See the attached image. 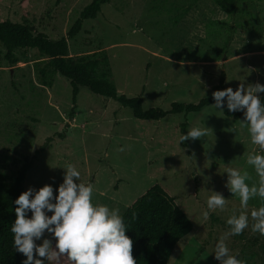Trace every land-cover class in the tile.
<instances>
[{
	"label": "rangeland",
	"instance_id": "374dc122",
	"mask_svg": "<svg viewBox=\"0 0 264 264\" xmlns=\"http://www.w3.org/2000/svg\"><path fill=\"white\" fill-rule=\"evenodd\" d=\"M90 2L0 0V20L28 25L56 41L67 38ZM234 26L238 29L231 34ZM68 45L71 56L105 50L120 94L142 96L145 110L169 111L175 102L212 96L222 77L225 88L234 91L242 83L264 84V0H245L235 18L211 0H112ZM6 54L0 44V163L22 157L33 161L25 191L50 184L53 177L55 188L62 182V168L71 163L81 173L80 182L94 185V202L119 208L122 215L161 184L193 225L168 264H219L215 244L228 232L229 216L241 211L249 213V228L229 235L225 243L246 264H264V236L251 230L250 217L264 201L252 199L242 209L239 197L224 187L226 166L247 170L249 184L258 179L246 164L248 153L258 146L239 121L208 107L189 117L185 134L205 125L213 131L180 144L182 115L139 121L130 109L87 88L80 89L72 112L68 79L57 74L51 88L41 85L37 51L17 50L16 64ZM207 190L222 193L227 201L205 220ZM49 264L71 261L61 256Z\"/></svg>",
	"mask_w": 264,
	"mask_h": 264
},
{
	"label": "clouds",
	"instance_id": "9594fccd",
	"mask_svg": "<svg viewBox=\"0 0 264 264\" xmlns=\"http://www.w3.org/2000/svg\"><path fill=\"white\" fill-rule=\"evenodd\" d=\"M203 94L205 92L203 91ZM264 84H240L234 91L231 87L212 92L218 112L225 108L229 113H242L241 128H247L252 145L258 150L249 152L246 164L258 178L249 184L247 170L227 167L224 187L238 196L242 209L248 208L252 199L264 201ZM213 131L210 127H191L181 134L179 143L201 140ZM235 132V129H233ZM123 150V149H121ZM62 182L55 188L52 183L39 189L29 187L13 202L16 205L15 220L11 224L13 247L25 259L21 264H49L61 256L71 264H137L133 258L132 239L119 208L94 202V185L80 182V171L71 163L63 168ZM209 179V178H208ZM211 195L202 212L206 220L213 210H223L227 199L223 194L207 190ZM251 230L264 236V204L250 213ZM228 232L220 237L214 248V259L219 264H246V261L230 254L225 243L229 235L236 236L249 228V213L241 211L226 220ZM54 241V244H53ZM39 242V243H37Z\"/></svg>",
	"mask_w": 264,
	"mask_h": 264
},
{
	"label": "trees",
	"instance_id": "16d2710c",
	"mask_svg": "<svg viewBox=\"0 0 264 264\" xmlns=\"http://www.w3.org/2000/svg\"><path fill=\"white\" fill-rule=\"evenodd\" d=\"M211 1L230 18H235L245 0ZM111 2L112 0H91L71 26L67 38L56 41L43 33H37L28 25L0 20V44L7 51L6 58L10 63L16 64L18 60L14 54L17 50L37 51L42 60L35 65L41 85L51 88L57 74L68 79L72 87V112L76 108L80 89L87 88L93 94L130 109L133 117L139 121L159 122L168 115H182L185 121L181 124V132L185 134L189 117L212 107V96L196 103L175 102L169 111L159 108L145 110L142 96L130 98L118 92L105 50L71 56L68 39L79 35L84 23L95 20L102 7ZM237 29L236 26L232 27L231 34ZM231 40L232 38L228 40L225 50ZM223 89L225 83L222 77L214 91ZM223 115L233 121L242 119V113H229L226 108ZM32 166L33 161L28 157L7 159L0 163V264H21L25 259L13 247L11 224L15 220L16 205L13 202L25 191L24 182ZM122 216L128 229L126 235L133 241L132 255L137 264H168L178 243L193 230L191 220L178 206L176 198L161 184L153 185Z\"/></svg>",
	"mask_w": 264,
	"mask_h": 264
}]
</instances>
